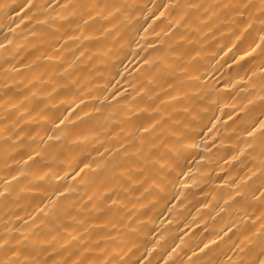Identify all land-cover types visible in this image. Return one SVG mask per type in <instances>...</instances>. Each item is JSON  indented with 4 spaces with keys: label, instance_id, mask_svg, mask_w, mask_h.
<instances>
[{
    "label": "bare ground",
    "instance_id": "bare-ground-1",
    "mask_svg": "<svg viewBox=\"0 0 264 264\" xmlns=\"http://www.w3.org/2000/svg\"><path fill=\"white\" fill-rule=\"evenodd\" d=\"M32 3L0 10V261L260 258L262 0Z\"/></svg>",
    "mask_w": 264,
    "mask_h": 264
},
{
    "label": "snow or ice",
    "instance_id": "snow-or-ice-1",
    "mask_svg": "<svg viewBox=\"0 0 264 264\" xmlns=\"http://www.w3.org/2000/svg\"><path fill=\"white\" fill-rule=\"evenodd\" d=\"M60 7L62 9H69L73 6L66 3L64 5H61ZM164 7L167 8V7H169V5H164ZM171 7L179 8L180 6L179 5H172ZM190 7L199 8L200 5H194V6H190ZM224 7L227 8L229 6L224 5ZM242 7L247 8L248 5H243ZM25 8H27V12H25V16H28L29 13H32V16H29V20H31V19L35 18L36 15L43 14L46 9L51 8V5L48 4V5H45L43 8H41L38 4L32 3V0H25L24 4H18V5L13 4V3L0 4V10H3L4 14L6 16H9V17L17 9L24 11ZM260 11H261V14L264 15V0H262ZM160 15L163 16L164 13L161 12ZM238 15L243 16V11H239ZM179 23H180L179 20L176 21V24H179ZM261 24L264 25V21H261ZM261 39L264 40V37H261ZM156 127H158V124L155 121L150 122L147 126L141 125L138 129V137L149 136L151 132L155 131ZM261 128H264V121L261 122ZM139 144L141 146V149H143V147L145 145H147L149 154L159 152V149L161 147V145H157V144L152 143L151 141L145 140L143 138L139 139ZM162 159H163V154H160L156 159H154L152 161V163L153 164H159ZM144 160H145V158L141 157V159L138 161V163H144ZM141 171H142V169H141ZM129 179H131V177H129ZM0 194H2V193H0ZM261 196L264 197V192L261 193ZM113 203H115V201H113ZM261 218L264 219V213H262ZM81 223H83V222L81 221ZM261 228H264V224L261 225ZM65 231H67V229H65ZM17 243H19V242H17ZM8 244H9L8 240L0 241V246L7 247ZM13 255L18 257L19 252L13 250ZM259 257L260 258H258V259H252V260L248 261L247 264H264V247L261 248ZM0 264H38V262L35 259L30 260L29 258L25 257L24 261H0ZM57 264H59V262H57ZM73 264H76V262H73ZM79 264H85V262L80 261ZM88 264H93V262L89 261ZM107 264H112V262L108 261ZM137 264H143V262L139 261V262H137ZM240 264H245V262L241 261Z\"/></svg>",
    "mask_w": 264,
    "mask_h": 264
}]
</instances>
